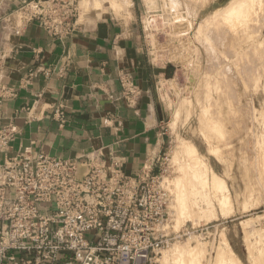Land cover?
I'll use <instances>...</instances> for the list:
<instances>
[{
	"label": "rangeland",
	"instance_id": "rangeland-1",
	"mask_svg": "<svg viewBox=\"0 0 264 264\" xmlns=\"http://www.w3.org/2000/svg\"><path fill=\"white\" fill-rule=\"evenodd\" d=\"M24 1L46 0H0V22L10 14L22 21ZM112 1L76 0L79 24L110 16L132 19L134 0H129V13L119 14ZM84 2L91 12L83 13ZM135 2L150 59L175 69L174 79L160 90L168 134L163 179L172 195L173 230L190 231L156 264H264V51L247 33L262 27L264 33V0H248L232 15L225 14L230 0ZM177 140L197 150V167H190L185 154L175 153ZM215 176L227 190L211 189ZM218 188L229 194L224 207L218 203ZM225 239L233 254L226 249V259L218 261Z\"/></svg>",
	"mask_w": 264,
	"mask_h": 264
},
{
	"label": "crops",
	"instance_id": "crops-1",
	"mask_svg": "<svg viewBox=\"0 0 264 264\" xmlns=\"http://www.w3.org/2000/svg\"><path fill=\"white\" fill-rule=\"evenodd\" d=\"M133 3L129 21L110 16L80 24L66 39L26 17L18 21L10 14L0 22V83L6 91H0V125L14 130L11 149L0 159L27 152L113 156L128 175H137L150 158L163 157L168 134L160 90L175 69L150 59ZM152 169L159 173L160 165Z\"/></svg>",
	"mask_w": 264,
	"mask_h": 264
},
{
	"label": "built area",
	"instance_id": "built-area-1",
	"mask_svg": "<svg viewBox=\"0 0 264 264\" xmlns=\"http://www.w3.org/2000/svg\"><path fill=\"white\" fill-rule=\"evenodd\" d=\"M24 4L26 19L56 38L72 36L80 26L76 0ZM0 91L6 92L1 83ZM55 115L64 121L61 109ZM13 140V126L0 125V154ZM164 172L163 157L150 158L137 175H128L113 156L27 152L0 159V264H156L190 235L186 227L172 228Z\"/></svg>",
	"mask_w": 264,
	"mask_h": 264
},
{
	"label": "bare ground",
	"instance_id": "bare-ground-1",
	"mask_svg": "<svg viewBox=\"0 0 264 264\" xmlns=\"http://www.w3.org/2000/svg\"><path fill=\"white\" fill-rule=\"evenodd\" d=\"M92 1V0H91ZM110 2L112 1V0H109ZM235 1V0H234ZM233 1V3H231V0H230V6L228 7V9L226 10L225 8H227V7H225L224 9H225V11H226V15L228 14H231L232 15V13H234V12H236L237 10H239L238 8L241 6V5H243V3H247L248 2V0H236L235 2ZM259 1V0H258ZM114 4V8H116V11L115 12H117L118 14L122 11V12H124V13H129L130 11H129V0H113L112 1ZM250 2V1H249ZM261 2V1H260ZM228 3V4H229ZM90 4V3H89ZM89 4H87V2H84V4H83V13L84 14H86L87 12H91L92 10L90 9V10H88L89 8H91V7H89ZM93 5H95V4H93ZM111 5V4H110ZM113 5H111L112 6V8H113ZM249 7V6H248ZM251 7V6H250ZM242 8V7H241ZM253 8V7H252ZM216 11V10H215ZM225 11H222L223 13L225 12ZM220 12V11H219ZM244 12V11H243ZM214 13V12H213ZM222 14V13H221ZM220 14V15H221ZM247 14V13H246ZM214 15H218V14H215L214 13ZM230 15V16H231ZM210 16V15H209ZM209 16L207 15V17L209 18ZM82 17H83V15H82ZM206 17V18H207ZM219 17V16H218ZM249 17H250V15H249ZM207 20V19H206ZM209 20H210V18H209ZM214 20V19H213ZM253 20H254V18H253ZM259 21V20H258ZM252 24V23H251ZM250 24V25H251ZM248 26V25H247ZM245 27V26H244ZM250 28H251V26H250ZM257 28V27H256ZM259 28V27H258ZM235 29V28H234ZM254 31H255V29H253ZM247 31V33L248 34H250V32H252L255 36H253V39L255 38V41H256V43L257 44H259V45H262V48H261V46H260V49H262V51H264V33H263V27H262V29H259V30H257L258 32H254V31ZM242 32H243V30H242ZM236 33V32H235ZM246 33V32H245ZM239 34V33H238ZM257 34V35H256ZM242 36V35H241ZM214 37V36H213ZM229 37V36H228ZM249 38V36H247L246 35V38ZM251 39V38H250ZM241 40V39H240ZM263 40V41H262ZM253 42V41H252ZM225 43H227L226 41H225ZM233 43V42H232ZM251 47H252V45H251ZM254 47V46H253ZM252 47V48H253ZM256 47H259V46H257L256 45ZM251 48V49H252ZM260 49H259V51H260ZM249 51V50H248ZM254 51V50H253ZM259 51H258V53H259ZM250 52V51H249ZM248 52V53H249ZM251 55V53L249 54V56ZM253 55V54H252ZM251 55V56H252ZM260 56H261V53L259 54ZM258 55V56H259ZM213 56V55H212ZM263 56H264V54H263ZM262 56V57H263ZM256 57H257V55H256ZM261 58V57H260ZM264 58V57H263ZM252 59H253V57H252ZM262 59V58H261ZM260 59V60H261ZM256 62V61H255ZM257 63V62H256ZM263 62H260L259 63V65L260 64H262ZM255 63H253V65H254ZM258 64V63H257ZM252 65V66H253ZM256 65V64H255ZM258 65V66H259ZM258 66H256V67H258ZM262 66V65H261ZM252 69H253V67H251V71H252ZM255 69V68H254ZM229 101V100H228ZM264 105V104H263ZM219 128V127H218ZM182 141V140H181ZM180 140H177L176 141V149H175V153H182V154H185L188 158L186 159V161H187V163L188 164H190V167H193L194 165H192V164H195L199 159L197 158L198 157V155H197V153H196V149L195 148H193V149H190L189 148V146H187V147H184L185 146V143L183 144L182 142H181ZM176 155H178V154H176ZM174 156V155H173ZM179 156V155H178ZM176 157V156H175ZM198 159V160H197ZM242 159V158H241ZM198 163V162H197ZM199 164V163H198ZM195 166H196V164H195ZM246 166V165H245ZM197 167V166H196ZM199 168V167H198ZM200 170V169H199ZM199 172V171H198ZM197 172V173H198ZM200 173H202V172H200ZM200 173H198L197 175H199ZM216 175V174H215ZM218 175V174H217ZM216 177V176H215ZM213 179V178H212ZM216 179H218V176L215 178V180H214V182H216L217 183V181H216ZM220 179V178H219ZM166 180V179H165ZM207 180V179H206ZM205 180V181H206ZM213 181V180H212ZM168 184V182L167 181H164V184L166 185V183ZM219 182V181H218ZM213 183V182H212ZM220 183H222L221 181H220ZM220 183H217L216 185H215V183H213V184H211V185H213L212 187H211V189L213 188V187H215V186H217L218 184H220ZM171 184V183H170ZM205 184V183H204ZM169 185V184H168ZM205 185H207V183L205 184ZM210 185V186H211ZM225 185V184H224ZM223 184L222 185H218V187H222L221 189H223L224 187L226 188V186H224ZM220 188H218V189H220ZM224 188V190H227V189H225ZM214 189V188H213ZM217 188H215L213 191H215ZM221 189H220V191H221ZM219 192V190L218 191H216V193H218ZM226 192V191H225ZM225 192H223V191H221L220 193H218L217 195V198H218V203H220L221 202V204L222 203H224L225 202V199L229 196V194L228 193H225ZM227 194H228V196H227ZM228 199H229V197H228ZM224 200V201H223ZM220 205V204H219ZM222 207H224V205L222 204L221 205ZM191 207V206H190ZM192 213V212H191ZM189 215H187V217H188ZM185 218H186V216H184ZM190 217V216H189ZM182 220H183V218H182ZM173 223V222H172ZM176 223V222H175ZM184 223V222H183ZM197 223V222H196ZM175 225V224H174ZM180 225V224H179ZM178 228V227H177ZM177 230V229H176ZM183 246V245H182ZM178 247L176 246V250H180V247H179V249H177ZM174 249V250H175ZM226 249H228V250H230L231 251V247H230V244L228 243V241L225 239V247H222V248H220V250H219V252H218V255H216L217 256V258L219 259L218 261H220L223 257H224V253L226 252L225 250ZM176 250H175V252H176ZM183 251H184V249H182ZM182 250H180L181 252H182ZM191 250V249H190ZM189 251V250H188ZM193 252L195 251V250H192ZM190 252V255H191V251H189ZM187 253V252H186ZM233 254V251H231L230 252V254ZM179 254V253H178ZM182 254V253H181ZM183 255H184V253H183ZM226 255V254H225ZM181 256V255H180ZM232 258H234V257H232ZM216 259V258H215ZM224 259H226V256H225V258H223L222 260H224ZM221 260V261H222ZM217 261V262H218ZM237 261V260H236ZM239 262V261H238ZM219 263V262H218Z\"/></svg>",
	"mask_w": 264,
	"mask_h": 264
}]
</instances>
